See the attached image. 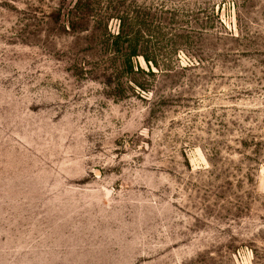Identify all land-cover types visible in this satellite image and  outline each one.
Masks as SVG:
<instances>
[{"label":"rangeland","instance_id":"374dc122","mask_svg":"<svg viewBox=\"0 0 264 264\" xmlns=\"http://www.w3.org/2000/svg\"><path fill=\"white\" fill-rule=\"evenodd\" d=\"M76 2L0 0V264H264V0Z\"/></svg>","mask_w":264,"mask_h":264},{"label":"trees","instance_id":"16d2710c","mask_svg":"<svg viewBox=\"0 0 264 264\" xmlns=\"http://www.w3.org/2000/svg\"><path fill=\"white\" fill-rule=\"evenodd\" d=\"M95 7H97L95 0H77L74 7L68 10L69 12L68 16L70 15L73 18V20H75L72 22V24L69 22V26L70 27L72 26V29H74L75 28L74 23H77L79 25L83 24L84 22L85 23L88 22L90 24L93 23L94 20L96 19V16L98 15V13L97 14L95 13ZM99 18L101 19L100 22L102 23L104 22V28L101 31L106 33V35L108 36L110 40V41L108 40V43L109 45H112L113 47L112 49H114L115 52H119L122 51L123 48L125 50L126 46L123 45L127 44L126 49H129L128 51H130L124 54L125 59H123L124 60L123 62L120 61L121 65L118 66L116 70H121V72L126 73L127 76L136 72V70L137 72L138 71L140 72L139 66L138 65L136 66L133 61L134 58L138 56H144L146 64L148 65L149 68L151 67L152 65L151 60L148 57H146L144 54H142L140 48L136 44L141 31L136 30L135 28L136 25V21H134L135 18L130 19L128 15L126 16L121 15L120 12H115L109 15L108 18L106 19L102 17ZM109 20H114L119 22V29L116 33H112L110 31V28H108ZM84 31H89V30L86 29ZM153 64L157 66L155 62H153ZM129 81H133L136 85H138L139 91H145L144 90L145 88L142 86V84H138L137 82L131 79ZM109 85L110 83L107 84V86Z\"/></svg>","mask_w":264,"mask_h":264}]
</instances>
